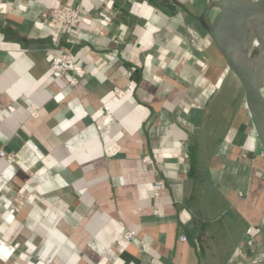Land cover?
<instances>
[{
  "label": "crops",
  "instance_id": "crops-1",
  "mask_svg": "<svg viewBox=\"0 0 264 264\" xmlns=\"http://www.w3.org/2000/svg\"><path fill=\"white\" fill-rule=\"evenodd\" d=\"M176 1L0 0V149L16 156L0 158V264H264L244 242L264 241V153L200 0ZM62 5L79 7L77 33L41 19ZM64 48L86 70L73 85L49 66ZM226 78L238 110L203 135ZM194 210L210 220L200 245Z\"/></svg>",
  "mask_w": 264,
  "mask_h": 264
},
{
  "label": "water",
  "instance_id": "water-1",
  "mask_svg": "<svg viewBox=\"0 0 264 264\" xmlns=\"http://www.w3.org/2000/svg\"><path fill=\"white\" fill-rule=\"evenodd\" d=\"M173 3L182 7L176 0ZM210 5L211 0L197 20L241 87L252 131L264 153V73L259 83L248 75L250 46L264 22V0H243L239 5L232 0H221V21L216 29L215 22L208 18Z\"/></svg>",
  "mask_w": 264,
  "mask_h": 264
},
{
  "label": "trees",
  "instance_id": "trees-1",
  "mask_svg": "<svg viewBox=\"0 0 264 264\" xmlns=\"http://www.w3.org/2000/svg\"><path fill=\"white\" fill-rule=\"evenodd\" d=\"M173 6V5H171ZM219 92L216 96L210 101L205 103V106L208 107V111L204 114V126L202 128L203 135H211V128L222 118L228 115L230 118L233 117L238 110L240 99H241V90L234 85L226 78L220 82ZM213 125V126H212ZM212 126V127H211ZM221 142L220 136H217L216 140L213 141L211 146H216ZM207 144H211L208 142ZM201 159L194 150L190 154V167L188 174L194 180V192L192 198L197 200L199 198L200 188L205 187V174L200 170L202 168ZM203 192H206L205 190ZM221 199V198H220ZM221 200H219V204ZM228 210H225L223 214H229ZM194 219V229L196 233L195 243L200 245L204 241L205 232L209 229L210 220L207 219L200 210L192 211ZM218 220L221 222L224 216L220 213L218 214ZM245 242V254H249V257L253 261H264V241L257 238H246ZM257 244H260V247H257ZM256 246V247H255ZM254 248V249H253ZM259 249V250H258ZM248 250V252H247ZM257 250V251H256Z\"/></svg>",
  "mask_w": 264,
  "mask_h": 264
},
{
  "label": "built area",
  "instance_id": "built-area-1",
  "mask_svg": "<svg viewBox=\"0 0 264 264\" xmlns=\"http://www.w3.org/2000/svg\"><path fill=\"white\" fill-rule=\"evenodd\" d=\"M42 20H51L65 30L77 33L80 30L81 14L80 9L74 5H62L58 7H48L40 15ZM51 71L68 77V83L73 85L78 79L86 74V70L78 64L74 58L70 48H64L56 53L50 61ZM0 158H4L9 162H15L16 156L13 153H6L0 149ZM143 161L153 164V159L146 155ZM163 184L162 180H157L155 186L159 187ZM154 201L157 204L159 198L158 190H154ZM157 208V205H156ZM253 227H248L246 233L249 234ZM124 239L129 241L135 236V231L127 230L124 233ZM184 240L185 236H181Z\"/></svg>",
  "mask_w": 264,
  "mask_h": 264
},
{
  "label": "bare ground",
  "instance_id": "bare-ground-1",
  "mask_svg": "<svg viewBox=\"0 0 264 264\" xmlns=\"http://www.w3.org/2000/svg\"><path fill=\"white\" fill-rule=\"evenodd\" d=\"M232 1L235 5H239L243 0ZM208 18L215 22L216 29L221 21V0H211ZM250 47L248 75L259 83L264 73V22L258 28Z\"/></svg>",
  "mask_w": 264,
  "mask_h": 264
},
{
  "label": "rangeland",
  "instance_id": "rangeland-1",
  "mask_svg": "<svg viewBox=\"0 0 264 264\" xmlns=\"http://www.w3.org/2000/svg\"><path fill=\"white\" fill-rule=\"evenodd\" d=\"M208 1L209 0H200V4H199V9H198V12H197V16L200 15L201 10L203 9L204 6H206V4H207ZM241 111H242V113H240L239 116L237 117V121H241L242 123L245 124L244 125L245 127L246 126L249 127V116H248V113H247V109L242 106L241 107Z\"/></svg>",
  "mask_w": 264,
  "mask_h": 264
}]
</instances>
